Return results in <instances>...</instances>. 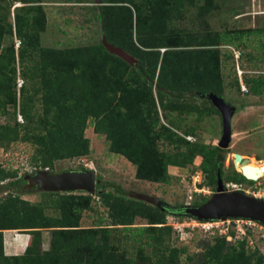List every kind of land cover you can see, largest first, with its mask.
<instances>
[{
    "label": "trees",
    "instance_id": "1",
    "mask_svg": "<svg viewBox=\"0 0 264 264\" xmlns=\"http://www.w3.org/2000/svg\"><path fill=\"white\" fill-rule=\"evenodd\" d=\"M15 1L0 3V114L14 120L0 124L1 147L17 141L29 143L34 148L31 162L52 168L55 160L90 154L86 129L93 120L95 132L106 135L109 150L136 166L138 179L172 183L175 176L169 172L170 165L193 166L201 157L206 184L215 190L212 183H217L219 168L225 176L229 148L189 141L176 132L178 122L170 113L199 111L197 105L188 104V94L198 97L212 92L223 97L221 46H239L236 40L252 30H238L237 36H231L233 31L202 34L178 28L174 22L183 17L186 6L198 5L200 0H102L96 15L102 33L108 42L137 58L132 65L111 53L103 40L69 47L43 45L48 19L42 0H18L24 5L15 8L12 22L10 8ZM199 6L200 14L207 16L218 2L204 0ZM14 35L21 41L18 49L13 42L4 45ZM161 47L167 50L162 53ZM18 71L26 83L20 98ZM246 81L249 93L264 96V74L247 76ZM212 108L219 112L213 104ZM18 112L23 115L22 123L17 120ZM161 112L168 124L162 122ZM161 141L176 150H161ZM10 176H17V170L0 165V180ZM229 179L237 184L255 182L242 171H235ZM25 181L17 177L11 185ZM108 186L115 184L102 180L95 195L43 192L48 197L39 203L14 194L1 200L0 264H27L30 254L39 256L30 264H138L121 248L116 235L121 229L127 238L133 233L136 242L142 243L147 234L144 243L160 245L161 252L153 255L160 257L159 264H180L187 248L171 246L167 240L173 226L165 224L166 217L172 213L129 197L121 186L107 190ZM96 197L109 207L111 222L105 225L101 220L95 227L81 228L82 214L92 208ZM207 200L203 197L195 203ZM137 217L147 219L149 225L133 226ZM4 229L33 234L25 257L4 256ZM43 229H51L52 238L50 250L41 253L38 245ZM151 258L144 256L146 261ZM195 258L199 264H264V252L259 248L249 251L247 239L230 244L220 235L207 242Z\"/></svg>",
    "mask_w": 264,
    "mask_h": 264
},
{
    "label": "rangeland",
    "instance_id": "2",
    "mask_svg": "<svg viewBox=\"0 0 264 264\" xmlns=\"http://www.w3.org/2000/svg\"><path fill=\"white\" fill-rule=\"evenodd\" d=\"M93 1V0H92ZM91 0H42L41 4L47 12V28L42 33V43L45 46L69 47L77 45L91 44L104 39L101 23L96 18L98 8L92 4ZM101 1V0H94ZM8 0H0L4 4ZM16 2H21L16 0ZM200 0L198 5L186 6L183 17L176 20L174 24L184 30L205 33L206 30L220 33L233 31L231 36H237L238 30H252L245 34L242 39H237L239 46L224 44L222 48V73L224 78L223 98L227 103L236 107L232 117V140L229 152L224 161L225 183L229 181V175L235 171H240L238 166L241 162H235V153H240L243 158H256L258 161H264V96H256L248 91H243L241 81L247 88V76L264 74V0H217L218 6L207 16L200 14ZM22 3V2H21ZM14 3L10 8V20L14 22L15 10ZM22 3L20 6H23ZM19 7V6H18ZM16 36L6 38L4 45L15 44ZM238 66L246 70L242 79L238 74ZM21 69V68H20ZM253 71V72H252ZM23 79L20 71L16 79ZM239 82L240 88L238 86ZM17 83V80H16ZM23 82V88L25 86ZM21 88L17 86L18 97L21 96ZM189 105H197L200 109L184 111H173L170 115L176 118L178 128L175 129L180 135H192V142H203L206 144L218 145L223 136V116L220 110L208 98L207 94L193 97L187 95ZM210 100V101H209ZM212 104L219 110L212 108ZM14 109L11 108V111ZM19 111V110H18ZM20 112H18L19 114ZM18 119V117H17ZM163 123L168 121L163 118ZM14 123L7 115L0 114V124ZM86 136L91 141V152L87 156L55 160L52 168L47 169L52 172H64L73 169H90L96 171L97 176L104 182H113L115 187L108 186L107 190L117 189L121 186L129 197L136 198L138 193H145L160 197L172 206L180 207L185 201L184 186L188 183L182 182V178L190 175L192 168L186 167L178 175H175L172 183H157L147 180H141L136 177V166L125 156L111 152L109 150V141L104 134H98L94 130L93 120H90L86 129ZM161 150L174 152L176 148L167 141L160 142ZM34 148L31 144L17 141L1 147L0 146V165L7 170H17V176H10L7 179L0 180V201L7 198L10 194L19 195L24 200L31 203H39L47 199L42 190L36 188H27L24 182L11 185V182L17 177L25 179L28 174H32L39 169L31 162V156ZM201 157L195 161L200 162ZM217 186V183H212ZM243 189L246 193L252 194L264 199V176L254 183H244ZM216 191V188L208 198ZM84 192V191H83ZM63 193V192H60ZM76 194L81 191L73 192ZM87 193V192H86ZM203 195H197L195 202L200 201ZM196 204V203H195ZM183 206V205H182ZM49 214H54L52 209L47 210ZM110 210L102 199L96 197L92 208L82 214L84 227H95L100 224H110ZM169 214L166 217V223L173 226V233L169 240L171 246L186 247L187 251L182 255L180 264H199L195 258L205 250V244L210 241L199 230H192L194 217ZM81 223V221H80ZM148 220L137 217L135 227L148 226ZM263 226V227H262ZM158 233H161L158 231ZM133 233L129 237L125 235L124 230L116 232L121 239V248L127 251L128 256L135 259L138 264H159L160 257H153L154 252H161L160 245H149L146 242L147 234L143 236V242L133 240ZM52 236V233H51ZM167 238V235H165ZM247 239V249L255 250L259 248L264 252V225L254 224L249 230ZM241 237H235L230 244H235ZM141 246V247H140ZM144 256H152L151 260L146 261ZM190 257H193L190 259Z\"/></svg>",
    "mask_w": 264,
    "mask_h": 264
},
{
    "label": "water",
    "instance_id": "3",
    "mask_svg": "<svg viewBox=\"0 0 264 264\" xmlns=\"http://www.w3.org/2000/svg\"><path fill=\"white\" fill-rule=\"evenodd\" d=\"M103 43L111 53L120 56L132 65L137 63L138 60L134 55L124 48L108 42L105 36ZM207 96L223 116V136L218 145L222 148H228L232 140V117L236 111V107L230 105L223 97L215 93L210 92ZM236 161L244 164L249 161V158H243L240 153H235ZM242 169V173L247 179L252 181L258 180L253 175V167L249 166ZM221 171V168H219L215 193L207 201L199 205L175 207L158 196L145 193H138L135 197L156 205L162 210H168L172 214H185L200 220L243 218L254 220L264 225V199L248 194L244 190L227 191ZM25 180L27 188L30 189L36 188L45 192L63 193L84 191L92 195L96 194L97 185L102 181L97 177L96 171L92 168L73 169L64 172H52L47 168L39 169L32 174H28Z\"/></svg>",
    "mask_w": 264,
    "mask_h": 264
},
{
    "label": "built area",
    "instance_id": "4",
    "mask_svg": "<svg viewBox=\"0 0 264 264\" xmlns=\"http://www.w3.org/2000/svg\"><path fill=\"white\" fill-rule=\"evenodd\" d=\"M21 2H14L13 9L20 6ZM15 15V14H14ZM21 45L20 39L15 38V47L18 49ZM167 50L166 47H161L160 51L164 53ZM246 70L242 69L238 66V74L241 79ZM253 72V71H252ZM24 79L18 77L17 86L21 88L23 86ZM241 87L243 91H248L246 84L241 81ZM18 122H24L23 115L21 113L18 114ZM186 139L189 141H193L194 137L192 135H184ZM201 161H195L196 168H192L190 175L188 178H182V182L188 183V185L184 186L185 191V201L184 205L190 206L195 204V198L197 195L210 196L214 192V189L206 184V175L205 172L200 167ZM242 171V170H240ZM243 184L237 183H226L227 191L233 190H242ZM257 195V194H255ZM194 223L192 224V230H199L202 232L207 238L213 240L215 236H226L228 241H232L235 237H241L243 240L248 236V232L252 229L254 224H258L260 222L243 219V218H228V219H218V220H200L194 218ZM262 224V223H261ZM263 225V224H262ZM263 227V226H262Z\"/></svg>",
    "mask_w": 264,
    "mask_h": 264
},
{
    "label": "crops",
    "instance_id": "5",
    "mask_svg": "<svg viewBox=\"0 0 264 264\" xmlns=\"http://www.w3.org/2000/svg\"><path fill=\"white\" fill-rule=\"evenodd\" d=\"M92 1V0H91ZM102 1V0H101ZM101 1H92V4L99 5ZM186 167H180L177 165H170L169 172L171 175H178ZM83 226V219H81V228ZM4 256L6 257H20L23 258L27 255V249L33 244L34 236L28 231H20L19 229H4ZM51 229L42 230V241L38 245V249L41 253L47 252L51 247ZM39 259L37 254H30L27 258V264L31 262L36 263ZM20 264H24L21 262ZM26 264V263H25Z\"/></svg>",
    "mask_w": 264,
    "mask_h": 264
},
{
    "label": "bare ground",
    "instance_id": "6",
    "mask_svg": "<svg viewBox=\"0 0 264 264\" xmlns=\"http://www.w3.org/2000/svg\"><path fill=\"white\" fill-rule=\"evenodd\" d=\"M253 167L254 172L253 175L257 177L258 179L264 176V161H258L256 158H249V161L238 166L240 170H243L242 168H247V167Z\"/></svg>",
    "mask_w": 264,
    "mask_h": 264
},
{
    "label": "flooded vegetation",
    "instance_id": "7",
    "mask_svg": "<svg viewBox=\"0 0 264 264\" xmlns=\"http://www.w3.org/2000/svg\"><path fill=\"white\" fill-rule=\"evenodd\" d=\"M97 177H99V176H97ZM24 184H26V181L24 182ZM194 205H196V204H194ZM175 207H177V206H175Z\"/></svg>",
    "mask_w": 264,
    "mask_h": 264
}]
</instances>
